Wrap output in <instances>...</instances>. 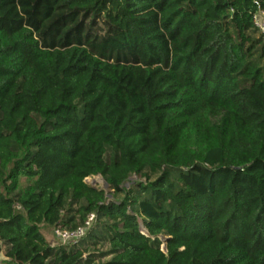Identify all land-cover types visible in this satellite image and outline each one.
I'll use <instances>...</instances> for the list:
<instances>
[{
    "label": "trees",
    "instance_id": "16d2710c",
    "mask_svg": "<svg viewBox=\"0 0 264 264\" xmlns=\"http://www.w3.org/2000/svg\"><path fill=\"white\" fill-rule=\"evenodd\" d=\"M262 13L0 0V264H264Z\"/></svg>",
    "mask_w": 264,
    "mask_h": 264
},
{
    "label": "built area",
    "instance_id": "2783aa9c",
    "mask_svg": "<svg viewBox=\"0 0 264 264\" xmlns=\"http://www.w3.org/2000/svg\"><path fill=\"white\" fill-rule=\"evenodd\" d=\"M261 15L264 17V13H262ZM255 25L259 32L264 36V21L262 20L260 15H257L255 17ZM95 220L96 216L94 214H91L83 227H79L78 229L73 231L66 230L61 226L56 227V229L54 230V237L57 242H52V246L55 247L59 243L62 245L78 243L86 236L88 230L94 224Z\"/></svg>",
    "mask_w": 264,
    "mask_h": 264
},
{
    "label": "rangeland",
    "instance_id": "374dc122",
    "mask_svg": "<svg viewBox=\"0 0 264 264\" xmlns=\"http://www.w3.org/2000/svg\"><path fill=\"white\" fill-rule=\"evenodd\" d=\"M86 183L88 185H90L91 187L97 188L99 190H104L107 193V195L109 196L110 190L105 189L104 179L102 177L89 178ZM30 185H31L30 180L21 178L19 181V191H23L24 189H26ZM42 233L44 234V236L46 237V239L49 242H51V243L57 242L56 239L54 238V229L49 228V227H42ZM68 245L71 247V245H73V244H68ZM81 248H83V246H81ZM108 250H109L108 246L100 245L97 247V249H95V251L93 253H95L96 255H100L102 253H107ZM5 252H6V248L0 246V263H4L7 261V259L5 258ZM111 258H112L111 256H108V257L104 258L103 261H108Z\"/></svg>",
    "mask_w": 264,
    "mask_h": 264
},
{
    "label": "water",
    "instance_id": "95a60500",
    "mask_svg": "<svg viewBox=\"0 0 264 264\" xmlns=\"http://www.w3.org/2000/svg\"><path fill=\"white\" fill-rule=\"evenodd\" d=\"M88 180V179H87ZM87 180H86V182H87ZM104 187H105V189H109L110 188V186L108 185V183L104 180ZM163 251L164 252H167V248L165 247V245H164V247H163Z\"/></svg>",
    "mask_w": 264,
    "mask_h": 264
}]
</instances>
